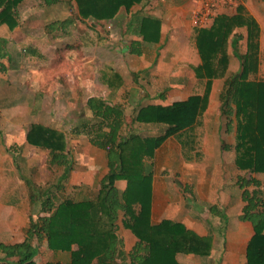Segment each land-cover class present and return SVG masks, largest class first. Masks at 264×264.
<instances>
[{
  "label": "trees",
  "instance_id": "trees-1",
  "mask_svg": "<svg viewBox=\"0 0 264 264\" xmlns=\"http://www.w3.org/2000/svg\"><path fill=\"white\" fill-rule=\"evenodd\" d=\"M23 1L0 0V27L12 31L18 26L17 9ZM41 1L45 6L59 2L74 5L79 21L109 23L121 10L129 13L133 6L145 0ZM70 25L73 21H54L47 25V30L64 32ZM194 29L193 48L199 64L192 67V71L197 83L203 84L202 94L170 104L140 106L131 120L139 130L159 128V134L125 133V115L119 103L94 97L86 100L89 116L82 111L69 135L71 138L84 136L91 146L105 153L107 172L91 198L65 199L54 209L53 193L63 190L74 160L67 151L63 132L39 124L30 126L25 143L46 150L47 165L59 168L61 174L56 183L47 188L34 187L25 181L30 203L39 202L42 215L29 217L20 243L0 241V264H36L34 258L42 242L50 250L70 252L67 264H120L125 260L129 264H179L178 255L208 257L211 236H199L167 219L152 223L151 202L156 151L169 138L194 128L208 106L214 80H223L217 100L221 104V115L227 119L226 125L235 124L234 162L238 171L244 173L236 180V186L243 203L239 220L250 223L253 230L245 251L246 264H264V81L256 80L260 65V29L241 4L236 6L234 14L216 15L207 27ZM126 34L131 37L126 45L128 54L140 57L144 48L159 43L160 21L132 15L126 24ZM7 46L8 41L0 38V72L4 73L8 69L4 61L10 69L14 63ZM230 57L239 63L238 71L233 74L228 73ZM122 84L121 75L109 72L106 85L111 92H117ZM164 93H159L155 100L164 102ZM192 141L186 139L188 147ZM253 175H261L262 180ZM118 181L125 182L122 191L116 186ZM209 211L223 218L216 207H209ZM118 219L136 239L127 252L116 233ZM72 246H76L73 251Z\"/></svg>",
  "mask_w": 264,
  "mask_h": 264
},
{
  "label": "rangeland",
  "instance_id": "rangeland-1",
  "mask_svg": "<svg viewBox=\"0 0 264 264\" xmlns=\"http://www.w3.org/2000/svg\"><path fill=\"white\" fill-rule=\"evenodd\" d=\"M195 4L197 8L196 0ZM237 5L235 0L216 1L213 4V14L232 15ZM256 14L264 18V11H256ZM63 20L73 21V25L68 26L64 32H48L47 25ZM17 21L18 26L12 31L4 26L0 28V37L8 38L7 50L14 61L12 69L4 61L8 72H0V205L11 204L18 212L27 214V210L28 216L36 218L40 210L39 202L29 205V190L25 186V179L36 187H52L61 170L47 165L46 150L43 152V149L39 150L25 143V134L31 125L39 124L63 132L66 135L67 151L74 160V167L63 190L53 193L56 209L65 199L81 201L91 198L97 192L98 181L103 175L102 168L91 157L93 151H102L92 147L84 136L71 138L69 135L70 128L78 122L82 111L89 116L85 109L88 98L121 103L125 114V133L157 135L161 129L139 130L131 122L139 104L150 103L162 91H167L163 94L165 100L167 95L172 94H177L171 98L172 101L182 100L199 93L203 84L197 83L187 66L188 62L181 59L184 49H187V54L196 53L193 48L194 27H191V31L184 30V36L178 41H170L172 34L169 32L167 41L156 49L157 54L161 51L166 58L171 57L168 65L173 72L177 68H184L183 74L153 76L142 73L139 60L127 52L126 45L131 40L126 34L129 13L122 11L117 20L109 23L79 21L72 4L59 2L45 6L41 0H24L17 9ZM154 51L155 47L147 52L151 56ZM230 63L232 70L239 66L234 58ZM111 71L117 72L123 79L117 92H111L106 85ZM260 71L259 79L264 80L263 58ZM177 83L179 90L176 86H169ZM168 86L173 87V90H166ZM211 126L213 127L211 122L206 123L205 129ZM2 141L9 143L8 149L4 148ZM222 141L227 142L228 139ZM19 150L21 153L17 154L16 151ZM225 170L228 172H225V176L223 174V179L229 183L233 170ZM201 173L203 175V171ZM4 189H9L10 192H4ZM201 215L205 216L203 213ZM232 215L235 218L234 213ZM18 220L19 218H12L10 221L15 225ZM203 221H208L209 225L206 226L215 233L219 249L230 248L232 243L222 228L223 222L212 215ZM119 227L117 223V234L120 236ZM10 229H13L12 233L17 232L12 227H5L1 221L0 241L14 242L20 239V234L19 237L10 234ZM120 237L123 249L127 251L133 240ZM38 248L39 253L34 259L36 264H44L46 261L63 264L70 262V252L50 250L45 242L40 243ZM74 248L76 246H72L71 250ZM216 257L209 260L202 258L197 264H225L224 260ZM116 262L119 263L118 260ZM120 264L129 262L125 260Z\"/></svg>",
  "mask_w": 264,
  "mask_h": 264
},
{
  "label": "crops",
  "instance_id": "crops-1",
  "mask_svg": "<svg viewBox=\"0 0 264 264\" xmlns=\"http://www.w3.org/2000/svg\"><path fill=\"white\" fill-rule=\"evenodd\" d=\"M235 2L244 6L246 12L255 19L260 29V65L256 75V80H260L261 59H264V18L258 16L256 11L263 12L264 3L261 0H235ZM195 6V0H145L142 4L131 8L129 11V19L132 15H135L136 17H152L160 21L159 43L156 46L144 48L143 54L140 57L133 56L141 63L140 70L143 71L142 73L146 75L152 74L153 76H177L183 74L182 71L184 68H177V71L173 72V69L168 65L169 60H172L171 57L166 58V55L163 54V52L161 53V51L157 54L156 49L167 41L169 32L172 34L170 41H178L181 36H184V30L191 31V27H195L192 23V11L195 9ZM122 11L123 10H121L120 13ZM120 13L113 21L117 20ZM3 39L7 40L8 38L4 37ZM154 47L155 51L153 55L150 56L147 51ZM186 50L187 49L183 50L184 56L182 55L183 57H181V59L188 62L187 66L193 73L192 67H196L199 64V58L196 53L195 55L185 53ZM232 58L233 57H230V62ZM230 62L228 73L233 74L238 71L239 66L232 70L230 68ZM222 83L223 80L213 81L208 106L204 113L198 118L194 128L187 133L169 138L160 149L156 151L152 180L151 222L158 223L161 220L167 219L184 225L187 229L199 236H211L212 248L210 255L206 257L207 260L213 258V256H217L216 258L218 260H224L225 264H246L245 251L249 239L253 234V230L250 223L239 220L243 203L241 200V191L236 186V180L243 176L244 173L238 171L234 162L235 153L233 147L235 145V124L232 123L230 126L226 125L227 119L221 115V104L218 103L217 100L218 94L222 88ZM178 84L179 83L169 86H176V89H178ZM169 86L166 87V90L172 91L173 87L171 88ZM202 92L203 87H201V91L196 94L201 95ZM176 93L178 92L176 91ZM176 95L177 94L167 95L166 100L163 95L164 102L155 100L156 97H154L150 103L137 104H139L138 107L157 103L170 104L176 102L171 100V98ZM210 122L213 127L211 126L212 128L205 129L206 123ZM222 129L224 131L223 134ZM225 138L228 139L227 142L222 141ZM186 139L193 140L190 142L192 143L191 147L187 146L188 143H186ZM2 144L5 149L9 148V143H7V141H2ZM44 151L45 150H43V152ZM16 153L20 154L21 151H16ZM7 156H9V154H7ZM91 157L92 161L99 164L102 168L103 177L107 172L105 153L103 151L101 153L93 151ZM225 169H229V171L233 170L232 176L229 178V183H226L223 179V174L225 176V172H228ZM202 171L203 175L201 173ZM253 176L262 180L261 175ZM25 181H29L31 186L36 187L30 180L25 179ZM25 186L27 187L26 183ZM116 186L122 191L125 187V182L118 181ZM3 191L7 193L10 192L9 189H4ZM29 194L27 193L28 203L29 205H33L34 203H30ZM1 196L2 194H0V199ZM209 207H216L219 209L218 211L222 213L223 218L217 216L216 218L223 222V227H221L230 237L232 243L230 248L222 249L221 247L219 249L215 239V233L209 226H206L209 225L208 221H203L210 215L214 216L210 214ZM26 213L27 214H25V212H18L16 207L8 203L7 205H0V224L1 221H3L5 227H12L17 230L16 233H12L13 229H10V234L17 237H19L20 234L21 236L20 239L14 240V242L7 240L4 243L16 244L23 240V231L27 227L30 217L28 216L27 210ZM202 213L205 216L202 217ZM233 213L235 218L232 215ZM12 218H19V222H15V225L11 224L10 220ZM120 221L119 219L117 221L118 226H120L118 228L120 236H125L133 240L130 246L131 248L136 239L129 231L122 227ZM215 231L217 230L215 229ZM117 236L122 240L118 234ZM72 250H75V248ZM201 259V257L192 255H178L176 257L179 264H197ZM46 262L44 264H46Z\"/></svg>",
  "mask_w": 264,
  "mask_h": 264
},
{
  "label": "built area",
  "instance_id": "built-area-1",
  "mask_svg": "<svg viewBox=\"0 0 264 264\" xmlns=\"http://www.w3.org/2000/svg\"><path fill=\"white\" fill-rule=\"evenodd\" d=\"M223 0H196L198 7L192 11V23L195 27H207L214 17L213 4Z\"/></svg>",
  "mask_w": 264,
  "mask_h": 264
}]
</instances>
